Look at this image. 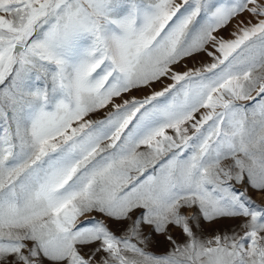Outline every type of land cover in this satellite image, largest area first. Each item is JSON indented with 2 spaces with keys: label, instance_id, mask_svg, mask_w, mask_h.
Wrapping results in <instances>:
<instances>
[{
  "label": "snow or ice",
  "instance_id": "obj_1",
  "mask_svg": "<svg viewBox=\"0 0 264 264\" xmlns=\"http://www.w3.org/2000/svg\"><path fill=\"white\" fill-rule=\"evenodd\" d=\"M0 264H264V0H0Z\"/></svg>",
  "mask_w": 264,
  "mask_h": 264
}]
</instances>
